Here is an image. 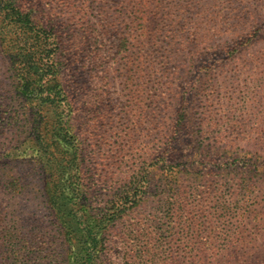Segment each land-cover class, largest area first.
<instances>
[{
    "label": "rangeland",
    "instance_id": "obj_1",
    "mask_svg": "<svg viewBox=\"0 0 264 264\" xmlns=\"http://www.w3.org/2000/svg\"><path fill=\"white\" fill-rule=\"evenodd\" d=\"M33 1L62 38L72 131L85 147L81 166L90 222L104 239L102 264H119L129 242L148 259L129 264H171L199 251L207 257L242 236L246 256L238 264H264V185L250 201L251 217L222 205L208 208L205 220L208 213L195 207L171 223L174 211L161 208L154 194L166 182L168 163L191 164L178 181L185 195L212 187L223 200L238 186L231 167L249 159L264 166V0ZM170 16L180 18L172 24ZM133 17L149 20L142 38L147 61L118 53ZM91 27L99 30L93 37ZM12 71L0 46V147L14 135L6 127L2 136L6 118L23 110ZM166 155V164L150 166ZM147 167L152 192L116 219V194L133 169ZM47 197L41 169L12 163L0 170V264H60L67 247ZM152 227L158 234L148 236Z\"/></svg>",
    "mask_w": 264,
    "mask_h": 264
},
{
    "label": "trees",
    "instance_id": "obj_2",
    "mask_svg": "<svg viewBox=\"0 0 264 264\" xmlns=\"http://www.w3.org/2000/svg\"><path fill=\"white\" fill-rule=\"evenodd\" d=\"M36 5L33 0H0V46L4 48L5 58L13 70L18 99L23 104V110L11 113L4 123L2 136L6 134L8 137L6 127L9 129L14 127V135L6 139L0 147V156H2L0 170L7 171V166L12 163L21 167L25 165L41 169L46 178L48 204L54 212L55 225L64 235L63 245L67 247V253H62V261L59 263L102 264L100 256L104 239L101 238L100 232L94 230L90 222L92 215L88 212L87 179L81 166L85 147L77 134L72 131L71 115L74 102L66 85L64 62L61 61L62 38L56 25L49 26L38 17L35 12ZM179 18L180 16H170L166 19L173 24ZM128 22L126 21L130 30L129 37L123 39L126 43H119L118 53L122 54L125 61H147L144 60L146 51L145 46L142 45L144 42L142 38L147 35L148 31L145 30L149 26V20L144 17H138L137 20L133 17ZM90 29L92 37V31L99 33L95 27ZM168 131L170 132V129ZM152 159L157 161L150 163L152 164L150 166L158 163L166 164L170 158L166 155L163 158ZM148 161L150 160L147 159ZM190 166L188 161L168 163L165 167L168 172L166 182H163L165 178L160 180L158 190L154 192L161 208L168 206V210L174 211L169 216L171 223H177L182 209L195 207L208 213L205 215V220L211 214L208 208L213 207L218 211L222 205L233 210L246 209L245 214L250 213L248 217H251L252 205L249 204L254 197L253 194L264 185V166L256 160L249 159L231 167L229 172L236 175L238 186L231 185L229 198L225 200L217 193L214 194L212 187L204 190L199 197L195 191L192 193L188 191L186 193L188 198L185 199L186 195L178 181L180 173H186ZM132 172L133 176L131 175L130 180H127L125 188L116 194V219L142 204L152 192L150 167L142 170L133 169ZM243 196L247 198L248 205L240 208ZM243 212L236 213L243 215ZM153 221V227L159 224ZM160 223H163L162 220ZM153 227L151 231L147 230L148 236L158 234ZM153 239L155 238H151L146 244L150 245ZM6 240L9 242L12 239ZM245 241L243 236L239 239L227 240L217 253L212 252L207 257L204 256V252L199 251L198 254L184 255L175 262V259L171 258L170 262L171 264H238L246 256L242 250L246 248ZM197 242L202 245L214 244L213 241ZM128 248L131 252L127 256H119V264L136 263L137 260L141 263L148 262L144 255L135 253L132 242L128 243ZM116 253H120V250H116ZM151 261L154 262L155 259ZM14 264H37V262L23 261Z\"/></svg>",
    "mask_w": 264,
    "mask_h": 264
}]
</instances>
